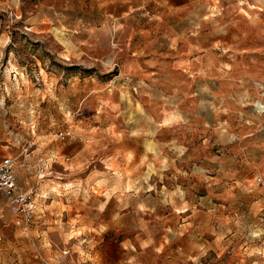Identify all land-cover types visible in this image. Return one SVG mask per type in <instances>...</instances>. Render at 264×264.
Masks as SVG:
<instances>
[{"label":"rangeland","instance_id":"obj_1","mask_svg":"<svg viewBox=\"0 0 264 264\" xmlns=\"http://www.w3.org/2000/svg\"><path fill=\"white\" fill-rule=\"evenodd\" d=\"M263 106L264 0H0V264H264Z\"/></svg>","mask_w":264,"mask_h":264},{"label":"built area","instance_id":"obj_2","mask_svg":"<svg viewBox=\"0 0 264 264\" xmlns=\"http://www.w3.org/2000/svg\"><path fill=\"white\" fill-rule=\"evenodd\" d=\"M57 134L59 137L64 138L65 135H69V132L65 131L63 133L59 131ZM13 166L14 160L11 156L5 155L0 159V193L9 199L16 212L22 215L25 221H30L36 206L34 193L32 190H24L19 187ZM44 170L43 166L39 168L40 172ZM256 180L259 184H264V177L258 176Z\"/></svg>","mask_w":264,"mask_h":264},{"label":"crops","instance_id":"obj_3","mask_svg":"<svg viewBox=\"0 0 264 264\" xmlns=\"http://www.w3.org/2000/svg\"><path fill=\"white\" fill-rule=\"evenodd\" d=\"M5 155H3V157H4ZM8 156H10V155H8ZM67 157V159L66 160H69V156H66ZM1 159V158H0ZM65 160V161H66ZM14 167V166H13ZM26 168H27V170L28 171H31V166L29 165V163H27L26 164ZM14 174H15V177H16V173H15V167H14ZM258 176H262V177H264V174H261V173H259V174H256V176L253 178L254 179V184H255V186L257 185V186H259V187H261V188H264V184H259L258 182H257V180H256V178L258 177ZM20 177H19V175H18V179H19ZM16 182H17V180H16ZM25 182H27L26 181V178H25ZM18 183V182H17ZM18 185H19V183H18ZM43 184H41L40 186H39V189L40 188H42L43 186H42ZM19 187H21L22 189H24V187H22L21 185H19ZM72 187H75L74 185L72 186ZM105 188V187H104ZM103 189V188H102ZM24 190H26V189H24ZM30 190V189H29ZM75 190H78V189H76V188H73V192H76ZM67 193L70 195L72 192L70 191V192H63V197H66L67 196ZM36 194H38V191H37V193ZM35 194V195H36ZM64 194H66V195H64ZM0 195H2L3 197H6V196H4L2 193H0ZM7 198V197H6ZM36 198V197H35ZM8 199V198H7ZM36 200V199H35ZM8 201H9V199H8ZM55 200L53 199L52 201H50V200H48V202H49V204H52V202H54ZM51 202V203H50ZM9 203L11 204V202L9 201ZM12 205V204H11ZM13 206V205H12ZM14 207V206H13ZM14 209H15V207H14ZM16 211V210H15ZM34 212V211H33ZM19 214V213H18ZM20 215V214H19ZM20 217H22V215H20ZM23 218V217H22Z\"/></svg>","mask_w":264,"mask_h":264}]
</instances>
